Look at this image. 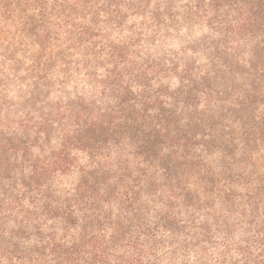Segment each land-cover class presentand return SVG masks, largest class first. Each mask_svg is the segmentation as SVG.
I'll list each match as a JSON object with an SVG mask.
<instances>
[{
	"label": "trees",
	"instance_id": "obj_1",
	"mask_svg": "<svg viewBox=\"0 0 264 264\" xmlns=\"http://www.w3.org/2000/svg\"><path fill=\"white\" fill-rule=\"evenodd\" d=\"M180 1L0 0V264H264V0Z\"/></svg>",
	"mask_w": 264,
	"mask_h": 264
},
{
	"label": "rangeland",
	"instance_id": "obj_2",
	"mask_svg": "<svg viewBox=\"0 0 264 264\" xmlns=\"http://www.w3.org/2000/svg\"><path fill=\"white\" fill-rule=\"evenodd\" d=\"M189 0H181L179 2V6H183L186 3H188ZM145 21V16L144 15H133L130 16L129 19L127 20V26H132L136 23H142ZM122 31H116L114 32V36L117 38L120 35L124 36L127 35V33L124 34ZM211 31L209 27L206 26L205 23L202 24H194L191 27H186L180 31L177 36L167 42V49L171 50H176L178 51L180 48L183 47L185 44H193L196 41H199L200 39L204 38L205 36L211 35ZM31 40L30 38L26 37L25 41H22L18 34L11 28L10 25H1L0 26V66L3 65V63L6 61L5 56L7 57L8 55L14 53L15 56L19 59L21 63L24 65L27 63L28 57L24 53L25 47H23V43L27 44ZM152 51L150 52H156L157 49L156 47L151 48ZM202 54V53H201ZM29 59L28 63L29 64ZM201 62H205V57H203ZM10 71H5L1 70V76H9ZM19 77H23L25 75V71H21L19 74ZM15 76L11 75V78ZM24 89H26V86H23ZM22 89L19 84L13 83V87L11 91H13V95L17 94V90ZM16 90V91H15Z\"/></svg>",
	"mask_w": 264,
	"mask_h": 264
}]
</instances>
